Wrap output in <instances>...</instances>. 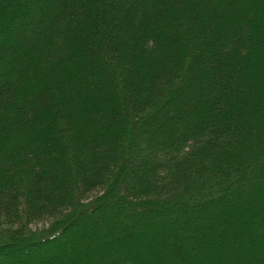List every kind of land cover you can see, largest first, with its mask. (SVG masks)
I'll return each mask as SVG.
<instances>
[{"label":"trees","instance_id":"1","mask_svg":"<svg viewBox=\"0 0 264 264\" xmlns=\"http://www.w3.org/2000/svg\"><path fill=\"white\" fill-rule=\"evenodd\" d=\"M2 221L0 264H264V0H0Z\"/></svg>","mask_w":264,"mask_h":264},{"label":"rangeland","instance_id":"2","mask_svg":"<svg viewBox=\"0 0 264 264\" xmlns=\"http://www.w3.org/2000/svg\"><path fill=\"white\" fill-rule=\"evenodd\" d=\"M53 220H47L45 222H39V223H32L27 226L29 232L32 233H39L42 230L49 229L50 224H52ZM14 227L7 225L4 221L1 222L0 224V237L1 238H6L10 236L9 234L12 233Z\"/></svg>","mask_w":264,"mask_h":264}]
</instances>
